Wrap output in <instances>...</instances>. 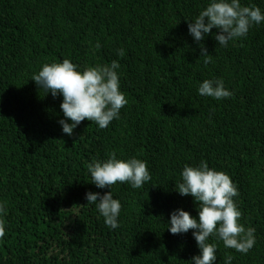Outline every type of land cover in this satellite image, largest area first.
<instances>
[{
  "label": "trees",
  "instance_id": "16d2710c",
  "mask_svg": "<svg viewBox=\"0 0 264 264\" xmlns=\"http://www.w3.org/2000/svg\"><path fill=\"white\" fill-rule=\"evenodd\" d=\"M209 2L0 0V264H191L200 254L193 230L167 229L177 209L198 220L193 198L174 190L183 168L201 161L229 175L239 222L255 228L246 254L210 236L214 264L228 255L264 264V21L226 47L212 29L200 42L212 57L205 65L188 23ZM240 3L264 13V0ZM63 59L80 71L119 62L128 103L108 127L85 120L72 136L62 132L63 97L31 79ZM206 79H222L233 95H199ZM110 152L145 161L151 180L97 188L86 166ZM108 191L121 204L116 229L85 198Z\"/></svg>",
  "mask_w": 264,
  "mask_h": 264
},
{
  "label": "clouds",
  "instance_id": "9594fccd",
  "mask_svg": "<svg viewBox=\"0 0 264 264\" xmlns=\"http://www.w3.org/2000/svg\"><path fill=\"white\" fill-rule=\"evenodd\" d=\"M264 21V13L256 6H241L240 0H210L208 6L199 12L194 21L188 23V32L200 47V57L205 65L212 62L211 55L202 42L212 29H217L214 39L226 47L229 41L246 37L253 24ZM97 44L96 48L99 49ZM124 49L117 55L123 57ZM120 64L113 60L110 65L87 66L80 71L69 59L62 62L45 63L32 81L51 93L63 97L60 109L65 119L59 120L62 132L72 136L73 130L82 122H95L99 128L108 127L110 122L119 118L120 109L127 103L120 91V78L117 69ZM198 93L216 100L230 98L233 93L227 90L222 79H206L200 83ZM66 121H71L68 123ZM91 179L97 188H111L119 183H129L133 189L141 188L151 180L145 161L130 158L117 159L115 152L108 153L106 160L95 159L87 166ZM182 182L176 185L181 196H191L198 206V220L188 212L177 209L170 214L168 231L173 235L192 231L200 254L193 256L191 264H214L217 245L209 243L215 236L226 248L246 254L255 244V228H245L239 221L242 216L234 197L238 196L237 186L229 175L210 169L207 162L199 166H185L181 172ZM87 204H95L104 218L106 226L119 227L118 216L121 209L119 200L112 192L103 195L86 193ZM5 205L0 203V213ZM5 236V221L0 219V238ZM233 257L226 256L225 264H231Z\"/></svg>",
  "mask_w": 264,
  "mask_h": 264
}]
</instances>
